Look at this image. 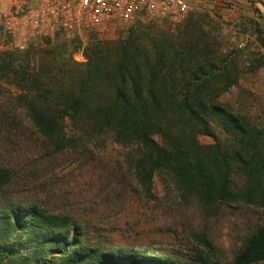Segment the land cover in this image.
I'll use <instances>...</instances> for the list:
<instances>
[{
    "label": "trees",
    "instance_id": "16d2710c",
    "mask_svg": "<svg viewBox=\"0 0 264 264\" xmlns=\"http://www.w3.org/2000/svg\"><path fill=\"white\" fill-rule=\"evenodd\" d=\"M115 31H57L25 49H0V134L30 132L51 154L111 139L132 150L130 164L148 194L159 176L206 210L238 196L264 205V126L221 100L242 76L239 53L195 14L173 25L138 23ZM80 51L85 61L75 58ZM13 176L0 163V191ZM99 236L72 213L0 194V264H184ZM261 262L264 226L246 239L233 264ZM198 264L221 263L204 258Z\"/></svg>",
    "mask_w": 264,
    "mask_h": 264
},
{
    "label": "rangeland",
    "instance_id": "374dc122",
    "mask_svg": "<svg viewBox=\"0 0 264 264\" xmlns=\"http://www.w3.org/2000/svg\"><path fill=\"white\" fill-rule=\"evenodd\" d=\"M190 6L187 18L193 14L202 16L207 29L242 57V76L221 100L255 125L264 126V65L256 70L264 61V40L257 30L261 27L264 32V0H195ZM3 19L1 50L14 47L4 31ZM148 22L179 23L140 16L95 29L101 35L114 36L116 26L127 29ZM75 58L86 60L82 51ZM253 60L256 62L252 64ZM214 130L221 139L226 137L217 124ZM200 139L213 142L208 136ZM131 151L108 139L97 147L51 154L30 132L2 133L0 163L11 167L14 176L0 194L14 200L38 201L52 211L72 213L108 244L162 252L184 264H198L204 258L233 264L235 253L246 239L264 226V205L246 202L239 196L206 210L194 199H183L173 184L159 176L155 178L153 194H148L130 164ZM234 178L239 181L240 175Z\"/></svg>",
    "mask_w": 264,
    "mask_h": 264
},
{
    "label": "built area",
    "instance_id": "2783aa9c",
    "mask_svg": "<svg viewBox=\"0 0 264 264\" xmlns=\"http://www.w3.org/2000/svg\"><path fill=\"white\" fill-rule=\"evenodd\" d=\"M190 9L188 0H39L7 13L3 28L14 47L25 49L30 41L52 38L57 31L81 33L140 16L181 22Z\"/></svg>",
    "mask_w": 264,
    "mask_h": 264
},
{
    "label": "crops",
    "instance_id": "0c3cea01",
    "mask_svg": "<svg viewBox=\"0 0 264 264\" xmlns=\"http://www.w3.org/2000/svg\"><path fill=\"white\" fill-rule=\"evenodd\" d=\"M39 0H0V19L11 10L21 9L28 6L36 5ZM195 0H190L189 2Z\"/></svg>",
    "mask_w": 264,
    "mask_h": 264
}]
</instances>
